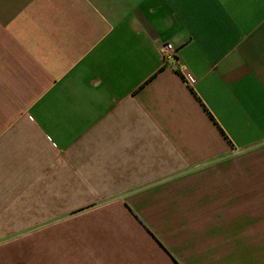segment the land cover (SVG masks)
Returning a JSON list of instances; mask_svg holds the SVG:
<instances>
[{"label":"crops","instance_id":"1","mask_svg":"<svg viewBox=\"0 0 264 264\" xmlns=\"http://www.w3.org/2000/svg\"><path fill=\"white\" fill-rule=\"evenodd\" d=\"M263 145L264 0H0V264H264Z\"/></svg>","mask_w":264,"mask_h":264},{"label":"rangeland","instance_id":"2","mask_svg":"<svg viewBox=\"0 0 264 264\" xmlns=\"http://www.w3.org/2000/svg\"><path fill=\"white\" fill-rule=\"evenodd\" d=\"M252 155H253L254 158H256V157H264V145L261 146V148H259L257 151H254L251 154L248 153L247 155H243L240 158L232 161V163L228 164V166L226 165V167H236V166H240V164H245V163L250 164L252 162V160L250 159V157ZM261 181L264 182V176L261 177V170H260V182Z\"/></svg>","mask_w":264,"mask_h":264},{"label":"built area","instance_id":"3","mask_svg":"<svg viewBox=\"0 0 264 264\" xmlns=\"http://www.w3.org/2000/svg\"><path fill=\"white\" fill-rule=\"evenodd\" d=\"M174 48L173 46L171 45V43H165L161 49V53H162V56L164 58H167L172 52H173ZM180 73L182 74V76L184 77L185 81L188 83V84H191L192 81L191 79L189 80L186 75H185V68L183 65H179L178 67Z\"/></svg>","mask_w":264,"mask_h":264}]
</instances>
